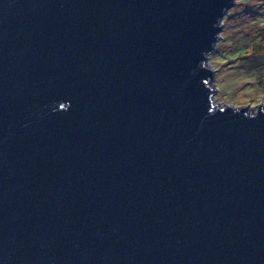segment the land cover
<instances>
[{
	"label": "water",
	"instance_id": "water-1",
	"mask_svg": "<svg viewBox=\"0 0 264 264\" xmlns=\"http://www.w3.org/2000/svg\"><path fill=\"white\" fill-rule=\"evenodd\" d=\"M233 4L0 0V264H264V106L209 85Z\"/></svg>",
	"mask_w": 264,
	"mask_h": 264
},
{
	"label": "rangeland",
	"instance_id": "rangeland-1",
	"mask_svg": "<svg viewBox=\"0 0 264 264\" xmlns=\"http://www.w3.org/2000/svg\"><path fill=\"white\" fill-rule=\"evenodd\" d=\"M220 25L219 39L207 55L213 70L209 85L215 89L214 103L246 106L256 112L264 106V67L256 70L250 56L237 52L244 48L264 63V0H234ZM252 32H256L253 40Z\"/></svg>",
	"mask_w": 264,
	"mask_h": 264
},
{
	"label": "trees",
	"instance_id": "trees-1",
	"mask_svg": "<svg viewBox=\"0 0 264 264\" xmlns=\"http://www.w3.org/2000/svg\"><path fill=\"white\" fill-rule=\"evenodd\" d=\"M253 17H260L258 14H253L252 15ZM262 20V19H261ZM262 22H263V20H262ZM255 33L256 32H252V40H253V38H254V35H255ZM251 40V41H252ZM249 43V42H248ZM240 46H243V45H240ZM244 46H246V49H247V45H244ZM237 55H246V56H250L252 59H251V65L253 66V67H255L256 68V70L258 69V70H260V67L261 66H263L264 67V63H262V62H260V59H255V57H256V55L254 54V53H251L250 54V52L249 51H246L244 48H242L241 50L239 49V51L237 52ZM241 56V57H242Z\"/></svg>",
	"mask_w": 264,
	"mask_h": 264
}]
</instances>
